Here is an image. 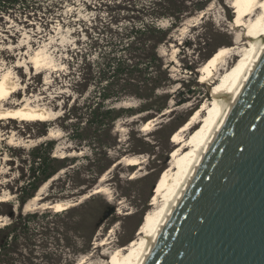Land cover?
Masks as SVG:
<instances>
[{
	"label": "rangeland",
	"instance_id": "374dc122",
	"mask_svg": "<svg viewBox=\"0 0 264 264\" xmlns=\"http://www.w3.org/2000/svg\"><path fill=\"white\" fill-rule=\"evenodd\" d=\"M105 1L72 0L65 5L64 10L57 11L56 17L47 16L44 20L40 17L15 15L0 21V66L13 68L16 64H23V61H30L29 56L19 60L22 55L17 54L21 51L27 55L40 51L47 62L37 74L33 63H29L27 68L21 67L18 73L15 71L19 94L7 102H18L26 97L32 106L53 112L47 121L0 120V197L12 203L15 213L21 178L27 176L24 160L32 147L52 140L55 143L53 154L57 157H78L77 167L87 163L81 160L82 156L89 155L91 160L95 158L86 147L77 150L69 143L57 118L68 97L73 99L75 96L68 87L70 81L66 75L72 68L70 64L75 63L72 60L75 51H78L79 45L84 46L83 29H92L96 25V18H105ZM239 4L237 0L212 2L203 12L186 18L173 31V41L159 48L160 55L170 65L167 71L172 84L160 91L170 97L168 107L154 118L148 119L145 114H141L115 123L112 134L118 145L105 157L115 163L97 179L88 194L80 196L77 192L80 187H76V184L84 183L88 174L82 168L77 172L76 168L59 172L40 194L42 200L39 205L80 200L79 204L84 203L82 206L63 215H55L63 210L49 209L51 213L44 218L40 215L46 208L26 210V204L23 206L22 213H38L39 217L33 223L38 231L48 225L57 228L59 233L43 235L37 231L30 232L25 240L20 241L19 253L16 255L18 262L106 264L111 262L110 254L115 248L126 247L132 239L137 238L144 216L156 207L153 198L158 188V179L169 166L175 149L173 133L210 98L214 84L220 80L219 75H215V79L200 81L201 73L198 69L211 58L205 61L206 56L213 55L220 48L233 46L240 36L234 26ZM185 41L192 46L185 47ZM236 61L237 57L230 59L226 70L232 69ZM190 63L197 67L196 75L184 71V66ZM187 89L193 91L188 101L175 105V101L184 98L183 93ZM138 104L136 100H126L121 106L132 107ZM152 119L155 121L153 126L142 131V125ZM38 122H45V125ZM199 129L200 125L189 131L187 138L190 139ZM43 131L46 135L39 136ZM139 147H144L148 153H135ZM130 157L137 158L139 165L128 166L121 161ZM96 187H102L103 192L92 193ZM91 195H94L93 199L89 198ZM7 210L8 205L0 206V211ZM7 222L8 217L0 215V226ZM106 240L110 244L105 247L102 244ZM84 246L89 248L85 253L82 251ZM106 250L108 255L105 256L103 253Z\"/></svg>",
	"mask_w": 264,
	"mask_h": 264
},
{
	"label": "trees",
	"instance_id": "16d2710c",
	"mask_svg": "<svg viewBox=\"0 0 264 264\" xmlns=\"http://www.w3.org/2000/svg\"><path fill=\"white\" fill-rule=\"evenodd\" d=\"M214 1L219 0L105 1V18L98 17L92 29H83L84 46L79 45L78 51H75L72 57L75 63L70 64L72 68L66 75L70 81L68 87L75 96L73 99L68 97L57 118L69 143L77 150L86 147L95 158L91 160L89 155H84L81 160L87 163L77 167L78 157H57L53 154L55 143L52 140L44 141L28 151L24 160L27 176L21 178L17 212L12 209L11 202H0V206L8 205L6 212L0 211L1 216L8 217V222L0 226V264H24L18 262L16 255L19 253L20 241L25 240L30 232L37 231L43 235L59 233L57 228L48 225L38 231L33 226L39 217L38 213H22L23 206L43 184L50 182L63 170L76 168L77 172L82 168L88 174L84 183L76 184V187H80L77 192L80 196L88 194L97 179L115 163L105 158L118 145L112 134L115 123L141 114H145L148 119L154 118L167 109L170 97L161 92L172 84L167 71L170 65L160 55L159 48L173 41V31L186 18L203 12ZM71 2L0 0V21L15 15L40 17L44 20L47 16L54 17L58 10H64L65 5ZM184 46L189 48L192 44L185 41ZM211 55L206 56L205 61ZM196 68L190 63L183 69L189 75H196ZM191 94L193 91L187 89L183 93L184 98L175 101V105L187 102ZM126 100H136L139 104L121 106ZM44 135L45 131L39 134ZM134 152L147 154L148 150L139 147ZM65 174L68 176L67 172ZM82 185L85 188H81ZM93 197L91 195L89 198ZM83 204L64 209L55 215L72 213ZM49 213L51 211L46 209L40 216L44 218ZM88 250L85 246L82 248L83 253Z\"/></svg>",
	"mask_w": 264,
	"mask_h": 264
},
{
	"label": "water",
	"instance_id": "95a60500",
	"mask_svg": "<svg viewBox=\"0 0 264 264\" xmlns=\"http://www.w3.org/2000/svg\"><path fill=\"white\" fill-rule=\"evenodd\" d=\"M138 264H264V40Z\"/></svg>",
	"mask_w": 264,
	"mask_h": 264
},
{
	"label": "bare ground",
	"instance_id": "6f19581e",
	"mask_svg": "<svg viewBox=\"0 0 264 264\" xmlns=\"http://www.w3.org/2000/svg\"><path fill=\"white\" fill-rule=\"evenodd\" d=\"M259 3L260 0H257L256 4L240 2L234 21V26L240 36L233 46L220 48L198 69L201 73L200 81L215 79V75H219L220 80L214 84L210 98L201 104L200 109L196 110L191 118L173 133L172 142L175 149L169 166L158 179V188L153 198V205L155 204L156 207L144 216L137 232V238L132 239L126 247L115 248L110 254L111 262H106V264H138L149 240L155 235L170 203L174 200L179 187L184 183L195 163L199 151L206 146V141L225 109L228 99L235 93L237 86L255 58L262 40H264V8L259 7ZM20 54L22 57L19 60L29 56L30 61H23V64H16L13 68L0 66V120L47 121L53 112L50 109L32 106L29 99H25L26 97L18 102H11V100L7 102L19 94L20 87L15 80V71L18 73L21 71V67L27 68L29 63H33V67L37 69V74L39 69L47 64L45 56L40 51L29 55L22 54L21 51L17 55ZM235 57H237V61L232 69H228L229 72H227L226 67L230 63V59L233 60ZM154 122V119L147 121L142 125L141 130L150 129ZM198 125H200V129L188 139L189 131L195 130ZM121 161H124L128 166L139 165L140 163L134 157L124 158ZM47 184L48 182L43 184L38 193L26 203V210L38 209L39 207L64 210L72 207V203L67 201L39 205L40 194ZM102 192V187H96L92 193ZM5 201H7L6 198L0 197V202ZM109 244L110 242L106 240L102 245L106 247ZM103 255H108L107 250Z\"/></svg>",
	"mask_w": 264,
	"mask_h": 264
},
{
	"label": "snow or ice",
	"instance_id": "6c2138e0",
	"mask_svg": "<svg viewBox=\"0 0 264 264\" xmlns=\"http://www.w3.org/2000/svg\"><path fill=\"white\" fill-rule=\"evenodd\" d=\"M237 2H246V3H249V4H256L257 3V0H237ZM259 7L261 8H264V0H260V3L258 5Z\"/></svg>",
	"mask_w": 264,
	"mask_h": 264
}]
</instances>
